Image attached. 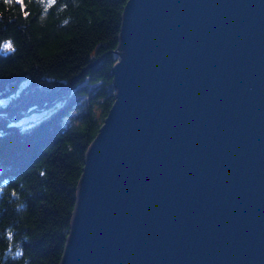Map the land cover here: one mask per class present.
I'll use <instances>...</instances> for the list:
<instances>
[{"label": "water", "instance_id": "obj_1", "mask_svg": "<svg viewBox=\"0 0 264 264\" xmlns=\"http://www.w3.org/2000/svg\"><path fill=\"white\" fill-rule=\"evenodd\" d=\"M114 53L58 264H264V0H126Z\"/></svg>", "mask_w": 264, "mask_h": 264}, {"label": "trees", "instance_id": "obj_2", "mask_svg": "<svg viewBox=\"0 0 264 264\" xmlns=\"http://www.w3.org/2000/svg\"><path fill=\"white\" fill-rule=\"evenodd\" d=\"M125 2L0 0V264L59 263Z\"/></svg>", "mask_w": 264, "mask_h": 264}, {"label": "rangeland", "instance_id": "obj_3", "mask_svg": "<svg viewBox=\"0 0 264 264\" xmlns=\"http://www.w3.org/2000/svg\"><path fill=\"white\" fill-rule=\"evenodd\" d=\"M50 111V109H45V108H42L38 111H32V110H29L28 113H26L25 115H23V117L17 121V123L19 124H23V125H26L28 123H33V122H36L38 121L42 116H44L46 113H48Z\"/></svg>", "mask_w": 264, "mask_h": 264}, {"label": "snow or ice", "instance_id": "obj_4", "mask_svg": "<svg viewBox=\"0 0 264 264\" xmlns=\"http://www.w3.org/2000/svg\"><path fill=\"white\" fill-rule=\"evenodd\" d=\"M4 47H5V48H10L11 45H10V44H6Z\"/></svg>", "mask_w": 264, "mask_h": 264}]
</instances>
